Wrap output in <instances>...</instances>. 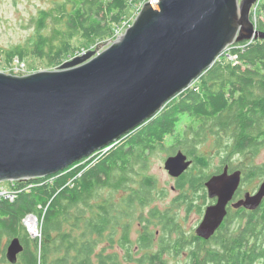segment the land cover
I'll use <instances>...</instances> for the list:
<instances>
[{
	"label": "water",
	"instance_id": "obj_1",
	"mask_svg": "<svg viewBox=\"0 0 264 264\" xmlns=\"http://www.w3.org/2000/svg\"><path fill=\"white\" fill-rule=\"evenodd\" d=\"M259 0H156L143 3L134 22L101 52L88 51L56 70L16 76L0 72V183L56 175L115 145L146 125L229 46L264 40L251 20ZM192 164L181 151L164 169L179 178ZM241 171L206 183L217 203L201 223L209 233L226 216ZM264 181L235 208L256 209ZM24 246L13 238L6 259L16 264Z\"/></svg>",
	"mask_w": 264,
	"mask_h": 264
},
{
	"label": "trees",
	"instance_id": "obj_2",
	"mask_svg": "<svg viewBox=\"0 0 264 264\" xmlns=\"http://www.w3.org/2000/svg\"><path fill=\"white\" fill-rule=\"evenodd\" d=\"M132 1L144 2H56L39 13L34 35L23 44L0 49V57L7 64L16 59L24 62L27 58H35L57 67L68 57L80 54L74 46L76 39L88 42L112 40L117 27L127 22L126 14ZM254 15L256 30L264 32V0H259L255 14L251 13L252 21ZM48 21L54 27L51 34L46 35ZM128 25H131L129 21ZM227 51L178 95L175 104L142 126L141 133L132 138L134 142L129 151L114 147L132 133L115 146L96 152L97 156L94 153L95 156L89 157L92 158L90 162H87L89 158L84 159L56 175L15 182L12 187L23 188L22 191L13 201H0V255L6 259L5 247H8L9 239L17 237L24 244V252L16 264H94L98 244L106 240L107 233L115 232L122 220V206L112 209L110 200L93 202L97 191L124 187L127 182L124 175L129 171L130 160H138L137 157L135 160L129 158L132 149L139 146L144 152L153 151L166 136L173 135L182 118L189 121L187 131L197 137H214L217 146L225 150L227 161L236 155L243 156L247 162L238 167L251 182L257 171L248 161L264 149V40L237 43L229 46ZM228 56L236 58L230 60ZM184 133L182 140L176 138L179 140L176 146L186 145L188 134ZM188 149L186 152L194 161V168L206 169L207 159L196 155L192 148ZM230 169L234 168L231 166ZM28 185L32 187L27 188ZM147 194L144 191L143 197ZM125 203L131 204L130 201ZM29 214L42 219L40 254L30 249L26 240L28 235L22 226V219ZM229 222L223 238L216 241L219 253L197 255L199 262L193 264H264V205L256 213L240 217L239 232L233 233L234 230H230L232 222ZM4 238L8 239L5 244ZM127 259L132 260L131 255L127 254ZM114 260L111 257L109 264H115ZM155 261L163 264L161 257L155 260L143 256L140 259L144 264H154ZM100 264L108 263L101 260Z\"/></svg>",
	"mask_w": 264,
	"mask_h": 264
},
{
	"label": "flooded vegetation",
	"instance_id": "obj_3",
	"mask_svg": "<svg viewBox=\"0 0 264 264\" xmlns=\"http://www.w3.org/2000/svg\"><path fill=\"white\" fill-rule=\"evenodd\" d=\"M141 129L142 127L139 130L136 129L131 132L132 134L130 133L129 138L121 141L125 145V150L129 151L130 146L134 142L132 138L140 134ZM153 151L147 150L144 152L140 150L139 146H136L130 152L129 158L133 160L137 157V159H144L147 163L143 154ZM179 151L185 154L182 150ZM186 156L188 160L192 161L190 168H194V161L188 155ZM225 166L228 167L229 174L241 171V180L237 191L226 207L224 220L214 232L209 233L200 229L201 223L208 207L216 205L217 198L209 196L206 183L211 177L221 174ZM223 168L221 172L211 174L203 173L197 168L191 171L188 169L179 178H173L167 173L169 182L166 185H169V190L174 196L169 201L168 198H165L163 204H161V201L164 199H162L161 195L163 192H167V189L165 187L162 190L157 188L156 177H151L143 171L127 172L124 175L127 182L122 188L127 190L129 187V192L125 193L121 202L122 220L120 226L121 231H123L121 238L122 242L126 244L121 249L123 255H125L126 251H131L133 255H149V258L151 257L155 260L161 257V261L162 255H171L175 259L186 257L187 260L185 259L184 264H193L194 261L199 262L196 258L197 255H211L214 252H218L219 245L216 244V241L223 238L224 231L228 229L226 226L228 222L230 220L232 222L233 233L239 232L240 217L244 214L256 213L264 205L263 200L256 209L235 208L234 204L244 200L247 194L254 195L261 183L259 186L254 185L250 188L246 184L248 181L241 167L231 170L229 165L226 164ZM116 176L118 175L116 174ZM251 182L257 184L254 179ZM148 186L151 189L146 188ZM144 191L148 192L145 197H143ZM126 201H130L131 204H126ZM110 205L112 206L113 204L111 203ZM133 230H135V238H132ZM110 246L114 248V246ZM199 260L201 261L202 259ZM154 263L160 264L156 261Z\"/></svg>",
	"mask_w": 264,
	"mask_h": 264
},
{
	"label": "rangeland",
	"instance_id": "obj_4",
	"mask_svg": "<svg viewBox=\"0 0 264 264\" xmlns=\"http://www.w3.org/2000/svg\"><path fill=\"white\" fill-rule=\"evenodd\" d=\"M60 1L61 0H0V49L2 50L25 43L35 33V21L39 13L43 10L51 8L54 3ZM146 1L149 0H144V2ZM144 2H131V6L126 14V20L129 21L130 24L134 22ZM256 7L257 5H255L252 10L253 14H255L256 12ZM255 22L256 18L254 15L253 23ZM47 26L48 27L44 34L49 35L51 34L54 26L52 25V23H50V21L47 22ZM117 37L114 35V38L112 40L93 42L76 39L74 40V46L79 49L80 54L82 52L88 51L98 53L110 46L111 41H114ZM76 55L74 54L72 56L75 57ZM70 59L71 57H68L64 62L69 61ZM24 62L26 63L27 73L30 74L40 71H53L60 66L58 65L56 67L55 65L37 60L35 58H27ZM13 64L14 61L12 64H7L4 61V58L0 57V72H5L6 74L13 75L11 73L14 68ZM178 99L179 97L177 96L176 98L168 102L164 109L171 107ZM188 122V119L182 118L181 122L177 125V128L175 129L173 135L167 136L164 139L163 144L156 148L157 150L155 149L153 152L144 153L143 155L146 157L147 163L144 161V159H138L137 161L130 160V166L128 169L129 171H143L151 177H156L157 188L162 190L165 187V189H167V192H163L161 195L162 199H164L161 201V204L165 202V198H168L169 201L174 196L169 190V185H166L169 182V177L167 171L164 169V162L168 157L175 155V153L179 150H182L186 155H188L186 150L188 148H192L196 155H202L203 157H205L208 161L207 168L202 170H199L197 168V170L207 174L219 171L227 163L228 165L230 164L233 168H237L243 162H247V160L241 155H236L232 159H230V161H227L226 152L223 148H219L217 146L216 139L214 137H210L209 135H206L204 138H199L194 133L187 131L189 125ZM196 127L197 126L195 125L193 129L195 130ZM184 131H186V134H188L186 145L184 144L183 146H176V143H178L177 141L182 140L181 135L182 133H184ZM176 138H179V140H176ZM124 146L125 145L120 142L116 145V148ZM95 155L97 156V153ZM91 160L92 158H89L87 162H90ZM225 162L227 163L225 164ZM248 162H250L251 167H253L257 171V176L254 178V181L256 180L257 184L253 182H246V184L250 188H252L254 185L259 186V184L264 181V149L261 150V152L257 156H255L251 161ZM142 167L144 168L141 169ZM191 170H194V168H192ZM0 186L6 189H10V182L0 183ZM126 192H129V187L127 188V190H123V188L117 190L108 188L98 190L96 193V198L93 202L110 200L113 204V207L111 205L110 206L112 207V209H116L117 207L121 206V202L124 199L122 197ZM233 229L234 227L231 225L230 230L233 231ZM134 231L135 230H133L132 238H135ZM108 235L109 233H107L106 235V240H103L97 246V255L94 258V264H100L101 260H105V262L109 264L111 257L115 258V264H144L140 262V259L143 256L149 255H133L131 251H126L125 255H123L121 249H123L126 244L122 242L121 237L123 235V231H121V226H119L115 232L112 231L111 235ZM9 240L11 241V239ZM27 241L30 244V249L32 251H37L38 254H40V242L32 239L29 236H27ZM6 242H8V239L4 238L3 243L5 244ZM110 245L114 246V248H112ZM6 248L7 247H5V249ZM127 253L131 255L132 260L127 259ZM3 259L4 256L0 255V264H10L7 259H4L5 261H3ZM185 259L187 260L186 257H178L177 259H175L171 255H162L163 264H184V262L186 261Z\"/></svg>",
	"mask_w": 264,
	"mask_h": 264
},
{
	"label": "built area",
	"instance_id": "obj_5",
	"mask_svg": "<svg viewBox=\"0 0 264 264\" xmlns=\"http://www.w3.org/2000/svg\"><path fill=\"white\" fill-rule=\"evenodd\" d=\"M141 8H142V6H141ZM129 26L130 25H128V21L123 22L121 26L117 27V29L115 31V36L119 37L121 34L124 33V31ZM227 50H228V48H227ZM227 50L224 53H227L228 52ZM85 53L86 52H82L81 54H78L76 56H80V55L85 54ZM72 58L73 57H71V59ZM228 58L230 60H234L236 57L228 56ZM13 67L14 68L11 71V73L13 75L22 76V75L30 74V73H27V68H26L25 62H20L16 59L14 61ZM26 181H28V180H26ZM26 181H23V182H26ZM14 183L15 182H11L10 189H6V188L0 186V201H3V200L4 201H13L16 198L17 194L22 191L23 188H20V189L13 188L12 186L15 185ZM30 187H32V185H28L27 188H30ZM22 225H23L25 232L28 234L29 237H31L32 239H34L38 242L41 241V239H42V219L41 218H39L36 215L29 214V215L25 216L24 219H22Z\"/></svg>",
	"mask_w": 264,
	"mask_h": 264
},
{
	"label": "bare ground",
	"instance_id": "obj_6",
	"mask_svg": "<svg viewBox=\"0 0 264 264\" xmlns=\"http://www.w3.org/2000/svg\"><path fill=\"white\" fill-rule=\"evenodd\" d=\"M152 1L154 2V1H156V0H152ZM112 224H114V223H112ZM238 224H239V222H238ZM22 226H23V225H22ZM149 244H150V243H149ZM138 248H139V247H138ZM64 253H65V252H64Z\"/></svg>",
	"mask_w": 264,
	"mask_h": 264
},
{
	"label": "clouds",
	"instance_id": "obj_7",
	"mask_svg": "<svg viewBox=\"0 0 264 264\" xmlns=\"http://www.w3.org/2000/svg\"><path fill=\"white\" fill-rule=\"evenodd\" d=\"M253 10V9H252Z\"/></svg>",
	"mask_w": 264,
	"mask_h": 264
}]
</instances>
